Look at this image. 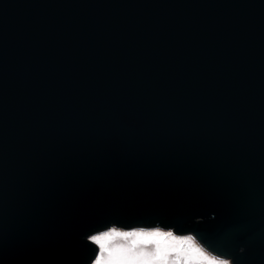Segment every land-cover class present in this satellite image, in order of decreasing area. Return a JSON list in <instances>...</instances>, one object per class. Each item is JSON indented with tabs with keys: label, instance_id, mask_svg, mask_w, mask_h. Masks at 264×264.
Listing matches in <instances>:
<instances>
[{
	"label": "water",
	"instance_id": "95a60500",
	"mask_svg": "<svg viewBox=\"0 0 264 264\" xmlns=\"http://www.w3.org/2000/svg\"><path fill=\"white\" fill-rule=\"evenodd\" d=\"M157 223L264 264V0H0V264Z\"/></svg>",
	"mask_w": 264,
	"mask_h": 264
},
{
	"label": "clouds",
	"instance_id": "9594fccd",
	"mask_svg": "<svg viewBox=\"0 0 264 264\" xmlns=\"http://www.w3.org/2000/svg\"><path fill=\"white\" fill-rule=\"evenodd\" d=\"M86 239L98 249L91 264H231L195 234H177L159 223L128 229L112 224Z\"/></svg>",
	"mask_w": 264,
	"mask_h": 264
},
{
	"label": "rangeland",
	"instance_id": "374dc122",
	"mask_svg": "<svg viewBox=\"0 0 264 264\" xmlns=\"http://www.w3.org/2000/svg\"><path fill=\"white\" fill-rule=\"evenodd\" d=\"M100 232V231H99ZM98 233V232H97ZM97 255V254H96Z\"/></svg>",
	"mask_w": 264,
	"mask_h": 264
}]
</instances>
